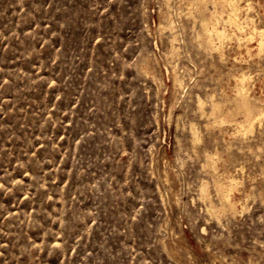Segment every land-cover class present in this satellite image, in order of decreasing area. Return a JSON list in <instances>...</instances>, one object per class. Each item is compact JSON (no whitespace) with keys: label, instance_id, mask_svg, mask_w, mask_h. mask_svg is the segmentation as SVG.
<instances>
[{"label":"rangeland","instance_id":"374dc122","mask_svg":"<svg viewBox=\"0 0 264 264\" xmlns=\"http://www.w3.org/2000/svg\"><path fill=\"white\" fill-rule=\"evenodd\" d=\"M187 1L0 0V264H264V0Z\"/></svg>","mask_w":264,"mask_h":264},{"label":"bare ground","instance_id":"6f19581e","mask_svg":"<svg viewBox=\"0 0 264 264\" xmlns=\"http://www.w3.org/2000/svg\"><path fill=\"white\" fill-rule=\"evenodd\" d=\"M189 1L190 0H188L187 3ZM221 1H222L221 2L222 5L224 4L225 6H227V19L225 21H223V28L221 29L218 26V24L221 23L220 18H216V21H214V16H215L214 14H213V17H210L209 20H206L207 18L204 19L203 23H202L204 29L208 32V35L211 38V40H209V41L212 42V38L216 39L215 42H217V39L219 40L220 44L215 45L219 51L222 50V48H223L224 40L231 38V34L229 33V31L226 28V23H230L231 25L236 26L238 30L244 31L246 24L249 25L250 24L249 22L251 20L250 16L248 14H246L247 16L245 19H243L244 16H241V8H240V4H239L240 0H221ZM196 2H197L196 7L192 10L190 9L191 14L193 13L194 10L199 11V12H203V8H204L205 3H207V0H197ZM190 5H193V4L191 3ZM211 16H212V14H211ZM171 27H173V21H172ZM164 28H165L164 26L160 27L161 30H163ZM255 35L259 36V47H260V50H263L264 49V31H263V29H260L256 25H253L252 31H250V34L245 39H248V40L252 39V38H254ZM239 78H240V86L238 88V91H239L240 95L242 96V98L240 96L239 100L240 99L241 100L239 101V103L237 100V103L239 104L240 108L245 110V112L247 114V118L249 119V121H251L253 118V115L251 113V111L253 109V105L251 104L250 100L248 99V89H249L248 86L249 85L247 86V84H248L247 81L250 78L245 73H243L242 75L240 74ZM180 83H182V82H180ZM215 108H218V106L215 105ZM246 114H245V116H246ZM260 115H264V112H262ZM237 125H238V128H242V127L245 128L244 125H241V124H237ZM236 185H237V183L235 182L234 179H232L229 183H220V184L218 183V185H217L218 191H219L220 196H221L220 199L222 198L223 201H225V203H227L229 205L230 209L235 208L234 202H232V199H231V194H232V191L235 189ZM206 189H207V187L205 185H203V187H202L203 198H207ZM208 211L211 213H214L215 211L221 212L219 209H217L216 206L215 207L212 206V204L209 207Z\"/></svg>","mask_w":264,"mask_h":264}]
</instances>
